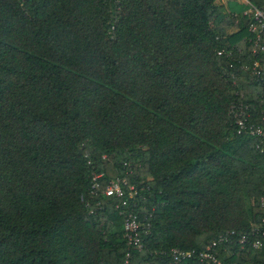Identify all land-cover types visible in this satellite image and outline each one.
I'll return each instance as SVG.
<instances>
[{"label": "trees", "instance_id": "16d2710c", "mask_svg": "<svg viewBox=\"0 0 264 264\" xmlns=\"http://www.w3.org/2000/svg\"><path fill=\"white\" fill-rule=\"evenodd\" d=\"M216 1L0 0V264H163L260 224L264 139L229 114L264 116L252 19ZM102 173L143 187L140 252Z\"/></svg>", "mask_w": 264, "mask_h": 264}, {"label": "built area", "instance_id": "2783aa9c", "mask_svg": "<svg viewBox=\"0 0 264 264\" xmlns=\"http://www.w3.org/2000/svg\"><path fill=\"white\" fill-rule=\"evenodd\" d=\"M243 2L248 8L242 12V15L252 19L248 24V30L255 35L253 61L249 66H244V69L249 70L259 83L264 84V11L254 7L247 0ZM218 55H221V52ZM229 114L234 119L238 135L245 134L258 140L264 139L262 124L264 116L261 117L260 123H255L248 106L242 103L232 104ZM103 180L104 183L101 182ZM140 189L143 187L138 189L137 185L130 184L125 178L118 179L108 173H102L93 176L89 191L92 196L100 194L119 200L116 209L123 217V232L128 250L134 248L139 252L144 249L141 239L142 231L148 227V224L140 221L136 212L137 202L146 200V196L139 193ZM260 207L264 210V197L260 199ZM263 248L264 217L259 225L251 226L248 231L226 230L201 250L172 248L166 253L168 259L163 264H236L226 261L235 249L244 252L246 250L260 251ZM130 259L131 253L128 251L123 264H130Z\"/></svg>", "mask_w": 264, "mask_h": 264}, {"label": "rangeland", "instance_id": "374dc122", "mask_svg": "<svg viewBox=\"0 0 264 264\" xmlns=\"http://www.w3.org/2000/svg\"><path fill=\"white\" fill-rule=\"evenodd\" d=\"M244 0H217L216 3L218 5H221L224 7L225 12L227 14H237L238 10H241L240 12H243L247 10L244 8V6L241 4ZM244 3V2H243Z\"/></svg>", "mask_w": 264, "mask_h": 264}, {"label": "crops", "instance_id": "0c3cea01", "mask_svg": "<svg viewBox=\"0 0 264 264\" xmlns=\"http://www.w3.org/2000/svg\"><path fill=\"white\" fill-rule=\"evenodd\" d=\"M241 4L244 6V8H246V7L248 8V6L245 4V2H244V3L241 2ZM247 8H246V9H247Z\"/></svg>", "mask_w": 264, "mask_h": 264}]
</instances>
